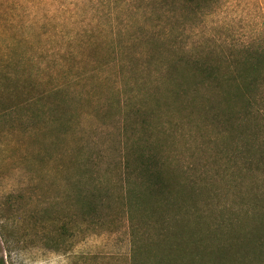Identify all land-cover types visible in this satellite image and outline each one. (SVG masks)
<instances>
[{"label": "rangeland", "instance_id": "rangeland-1", "mask_svg": "<svg viewBox=\"0 0 264 264\" xmlns=\"http://www.w3.org/2000/svg\"><path fill=\"white\" fill-rule=\"evenodd\" d=\"M159 1L0 0V264H130L128 212H143L146 184L133 147L164 149L176 190L195 197L203 184L197 218L188 202L178 219L156 206L176 225L188 217L189 236L206 224L209 247L225 243L223 210L238 211L239 194L258 200L245 223L264 213V83L232 125H206L191 96L215 94L191 85L175 107L166 69L180 45L215 59L264 52V0H222L188 19ZM90 199L100 216L86 213Z\"/></svg>", "mask_w": 264, "mask_h": 264}, {"label": "trees", "instance_id": "trees-1", "mask_svg": "<svg viewBox=\"0 0 264 264\" xmlns=\"http://www.w3.org/2000/svg\"><path fill=\"white\" fill-rule=\"evenodd\" d=\"M134 1L139 2V0ZM142 1L149 3L151 0ZM221 1L160 0L159 2L164 6L167 4L169 6L167 12L171 11L173 14L181 9L178 8L181 6L183 8L181 10L186 12L184 16L188 19V12L191 14L202 12L204 7ZM169 12L165 13L169 14ZM167 17L170 18L169 15ZM162 28L164 30H160L159 35L163 38L157 37V40L167 36L168 32L164 27ZM165 40L170 47L177 46V44ZM150 61L147 59L148 63ZM166 61L168 65L166 69L172 76L170 78H175V84L170 90L175 107L180 106L182 102L188 104L185 96L191 85V89L196 90L205 86L208 91L215 94L216 97L203 95L200 98V91L196 93L193 90L191 96L192 105L202 108L203 111L200 115L204 118L206 125L207 121L220 125L223 123L232 125L233 114L237 111L245 112L248 108V104L245 102L253 92L255 93L260 83H264V74H262L264 52L255 47H244L229 56H218L215 59L211 54H195L190 52L186 46L180 45V52H175L174 56ZM224 68L228 71L225 72ZM257 110L261 112L263 109L258 107ZM205 118H208L207 121ZM143 120L145 124L146 119ZM152 150L147 151L146 147L131 149L133 158L138 160L136 167L144 175L146 184L144 185L143 199L140 200L145 204L143 212L137 214L133 209L128 212L131 222L129 225L132 250L130 264H264V213L260 212L259 217L250 219L254 221L251 225L245 223L248 221L246 220L248 217H241V214L248 215L254 210L258 203L257 198L247 195L245 199L244 195L239 194L238 211L234 207L224 208L223 216L228 221L222 223L226 228L224 230L225 243L220 247H215L216 249L209 247L204 244L205 238L202 235V231H206L204 229L206 224L198 220V225L192 229V234L189 236L185 230L188 217L185 222L176 225L168 218L169 214H163L156 206L158 202L165 201L169 211L170 207L174 213L176 210L175 217L178 219L179 214L182 213L180 211L185 207L184 203L188 202L189 209L195 210V212H187V214H192L197 218L200 216L197 210L202 209L201 206L198 207V203L203 191V184H199L197 180L193 181L191 188L194 191L201 189L195 197L187 193L184 194L182 190H176L174 178L177 179V176L174 169L170 170L165 162L168 158L165 159L162 154L164 149L161 151ZM127 160L129 161L130 158L128 157ZM130 200H133L132 196ZM149 200L153 205L147 203ZM87 203L86 207L91 208L86 213L93 217L100 216L98 214L99 205L95 204L96 200L90 199L87 200ZM137 203H139L138 199ZM207 205L209 206V204ZM207 209L211 210V213H207L208 215L204 219L213 223L212 216L216 213L212 211L211 207ZM136 215L142 216V218L137 220ZM239 217L244 222H239ZM218 219L217 216L215 221L220 222L221 220ZM221 222H225V220L222 219ZM237 222H239L238 225L231 226ZM197 230H199L198 235L195 233Z\"/></svg>", "mask_w": 264, "mask_h": 264}]
</instances>
